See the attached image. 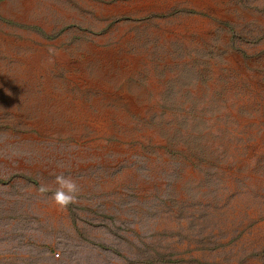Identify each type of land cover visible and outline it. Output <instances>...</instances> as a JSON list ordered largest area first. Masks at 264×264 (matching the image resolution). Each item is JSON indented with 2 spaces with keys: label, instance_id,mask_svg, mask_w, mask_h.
Here are the masks:
<instances>
[{
  "label": "rangeland",
  "instance_id": "374dc122",
  "mask_svg": "<svg viewBox=\"0 0 264 264\" xmlns=\"http://www.w3.org/2000/svg\"><path fill=\"white\" fill-rule=\"evenodd\" d=\"M0 264H264V0H0Z\"/></svg>",
  "mask_w": 264,
  "mask_h": 264
},
{
  "label": "clouds",
  "instance_id": "9594fccd",
  "mask_svg": "<svg viewBox=\"0 0 264 264\" xmlns=\"http://www.w3.org/2000/svg\"><path fill=\"white\" fill-rule=\"evenodd\" d=\"M59 187L54 193V197L60 204H66L70 200L75 198V192L77 190V185L74 180L67 177H57ZM42 191H46V186H41Z\"/></svg>",
  "mask_w": 264,
  "mask_h": 264
}]
</instances>
